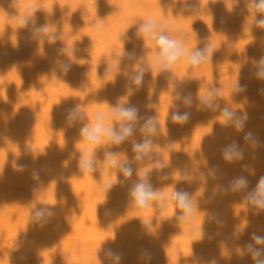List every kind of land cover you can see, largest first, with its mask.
<instances>
[{
    "label": "rangeland",
    "instance_id": "obj_1",
    "mask_svg": "<svg viewBox=\"0 0 264 264\" xmlns=\"http://www.w3.org/2000/svg\"><path fill=\"white\" fill-rule=\"evenodd\" d=\"M251 3L0 0V264H255L264 13ZM148 20L185 49L170 67L152 62ZM98 114L123 137L104 150L85 133ZM232 145L242 158L225 159ZM139 184L154 194L143 206Z\"/></svg>",
    "mask_w": 264,
    "mask_h": 264
},
{
    "label": "clouds",
    "instance_id": "obj_2",
    "mask_svg": "<svg viewBox=\"0 0 264 264\" xmlns=\"http://www.w3.org/2000/svg\"><path fill=\"white\" fill-rule=\"evenodd\" d=\"M253 9H255L258 12L264 13V0H252V3L250 5ZM21 23H24V21H21ZM257 24L264 27V19H258ZM139 31L144 34L146 38H148L151 41H154L155 44L159 48V52L156 56L153 57V64L156 67L159 68H167L170 67L174 62L179 60L182 56L186 54L185 49H183L180 45V43L176 40L170 39L167 35L163 33V30H158V26L155 21L148 20L144 24H142L139 28ZM205 57L200 52L193 53L190 56V62L192 64H199ZM264 63V59L261 61ZM261 76H264V73H260ZM135 113V109L128 108V109H120L119 115L123 118H133ZM233 113L229 110H224V116L228 118L229 120L232 119ZM102 117L98 114L96 117V125L95 127L89 131L88 129H85V133L87 135V138L89 141H96L99 139L100 134H104L107 136H110L112 139L119 141L123 137L119 134H117L114 131L111 130H105L102 128ZM236 127L241 128L242 127V121L237 119L236 120ZM131 131L130 128H123V132L125 134L129 133ZM252 134L249 132L247 134L246 139L251 140ZM255 143V141H253ZM138 149H141V146H137ZM146 147V146H145ZM142 150V149H141ZM224 157L226 160H233L242 158V152L236 148L235 145H232L225 149L224 151ZM113 164H115V161H112ZM83 167L89 168L90 165L87 161H85L82 164ZM130 171V170H127ZM248 181L241 177L237 181H235L234 186L236 188H244L247 186ZM132 195L136 198L137 202L143 206L145 205L146 201L151 198L154 194L146 188L145 185L139 184L135 187V189L132 192ZM176 198L179 200L180 207L188 209L189 205L186 202V197L184 194L177 193ZM246 200L250 201L253 205L257 206L258 208L264 209V175H262L258 183L256 185V188L248 192L246 195ZM253 239L257 244L264 245V236L253 234ZM247 248L249 252L251 253L253 259L255 260V264H264V248H256L252 244L247 245ZM116 257L117 260L121 259L120 255L117 253H112Z\"/></svg>",
    "mask_w": 264,
    "mask_h": 264
},
{
    "label": "bare ground",
    "instance_id": "obj_3",
    "mask_svg": "<svg viewBox=\"0 0 264 264\" xmlns=\"http://www.w3.org/2000/svg\"><path fill=\"white\" fill-rule=\"evenodd\" d=\"M3 2H5V1H3ZM15 9V8H14ZM12 15V14H11ZM13 16V15H12ZM24 16V15H23ZM16 22V21H15ZM21 22V21H20ZM20 22H18V23H20ZM26 26V25H25ZM129 71V70H128ZM148 92H149V90H148ZM155 95V94H154ZM227 119V118H226ZM105 130H111V131H114L115 132V130L114 129H112V127H108L107 129H105ZM103 137H104V140H103V147H102V150H104V149H107V147H108V144L111 142V140H112V138L110 137V136H107V135H104V134H101ZM102 150H100V151H102ZM106 151V150H105ZM21 153V152H20ZM22 154V153H21ZM25 155V154H24ZM28 155V154H27ZM31 155V154H30ZM33 155V154H32ZM34 156V155H33ZM108 156H110V155H108ZM25 157H26V155H25ZM10 160V159H9ZM113 160H115V159H113ZM239 161H240V159H239ZM239 161H238V163H237V165H236V169L238 168V166H239ZM10 162H11V160H10ZM138 163V162H137ZM1 167V166H0ZM109 179H110V177H109ZM156 181V180H155ZM154 181V182H155ZM162 182V181H161ZM160 182V183H161ZM156 198V197H155ZM154 198V199H155ZM236 198H237V196H236ZM138 204V203H137ZM138 206V205H137ZM139 212H140V210H139ZM181 217H182V215H181ZM190 221H192V220H190ZM199 231V230H198ZM201 231V230H200ZM54 235V234H53ZM53 240H55V238L53 237ZM56 241V240H55Z\"/></svg>",
    "mask_w": 264,
    "mask_h": 264
}]
</instances>
